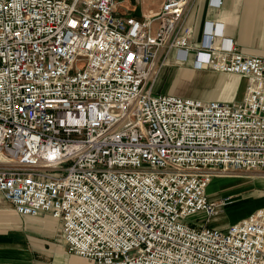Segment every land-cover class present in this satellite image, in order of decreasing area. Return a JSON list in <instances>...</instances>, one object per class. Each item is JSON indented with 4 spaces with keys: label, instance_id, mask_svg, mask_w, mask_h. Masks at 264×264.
Masks as SVG:
<instances>
[{
    "label": "built area",
    "instance_id": "1",
    "mask_svg": "<svg viewBox=\"0 0 264 264\" xmlns=\"http://www.w3.org/2000/svg\"><path fill=\"white\" fill-rule=\"evenodd\" d=\"M192 4L164 0L137 19L117 16L115 0H0V196L59 220L70 254L264 264V207L218 228L231 197L207 192L217 170L264 171V58L236 52L219 20L196 42ZM174 51L243 77L242 101L156 94ZM197 214L205 221L189 223Z\"/></svg>",
    "mask_w": 264,
    "mask_h": 264
},
{
    "label": "crops",
    "instance_id": "2",
    "mask_svg": "<svg viewBox=\"0 0 264 264\" xmlns=\"http://www.w3.org/2000/svg\"><path fill=\"white\" fill-rule=\"evenodd\" d=\"M163 1L159 0L156 7H149L148 0H115V13L121 18L144 19L156 15ZM217 20L224 23V37L233 44L236 52L264 58V0H222L219 8L210 5L209 0H193L185 22L194 30V39L198 42L204 23ZM220 45L221 41L218 40L216 46ZM164 58V52L161 51L159 62ZM193 58L194 53L190 52L188 61L180 64L172 52L165 59V66L169 69L179 66L174 75L176 78L180 73H190L192 76L195 73L202 74L200 72L203 70L194 67ZM166 68L160 72L163 70L164 73ZM221 80L224 82L225 77ZM228 81L233 88L237 79L231 77ZM173 90L174 87H167L161 94L178 95ZM234 93L233 89L230 95ZM179 96L192 97L183 93ZM207 97L212 96H203L201 99L210 100ZM235 97L236 94L232 99L230 96L229 99L222 96L217 100L237 102ZM60 234L59 220L49 214L37 217L20 215L0 196V264H95L87 258L68 253Z\"/></svg>",
    "mask_w": 264,
    "mask_h": 264
},
{
    "label": "rangeland",
    "instance_id": "3",
    "mask_svg": "<svg viewBox=\"0 0 264 264\" xmlns=\"http://www.w3.org/2000/svg\"><path fill=\"white\" fill-rule=\"evenodd\" d=\"M158 2L159 0H148V5L149 7H156ZM166 67L167 66L164 65L162 69L164 70ZM178 67L179 66L170 69L166 68L164 73L162 70L157 77L153 78L154 91L156 94L163 93L167 87H174L173 93L178 95H182L183 93L198 99L208 95L212 96L207 97L210 98V100L219 99L222 96L226 99H229L230 96L232 99L234 94H236L235 100L237 102L242 101L244 98L247 81L243 77L241 78V76L226 75L207 68L203 69V72H200L202 74L195 73V76H192L190 73H180L178 78H176L174 75ZM224 77L225 81L223 82L221 79ZM231 77L237 79L233 88L230 87V81H228V78ZM233 89L236 93L230 95ZM202 99L206 100L204 98ZM208 192L211 199H217L221 196L231 197L230 203L227 205L222 215L210 223L212 226L218 228H226L230 224L240 221L254 211L264 207V171L217 170L216 176L208 187ZM205 218L204 215L197 214L190 217L188 221L189 223L199 222L200 224L205 221Z\"/></svg>",
    "mask_w": 264,
    "mask_h": 264
},
{
    "label": "bare ground",
    "instance_id": "4",
    "mask_svg": "<svg viewBox=\"0 0 264 264\" xmlns=\"http://www.w3.org/2000/svg\"><path fill=\"white\" fill-rule=\"evenodd\" d=\"M218 45V44H217ZM211 187V186H210ZM208 189V188H207ZM210 189V188H209Z\"/></svg>",
    "mask_w": 264,
    "mask_h": 264
}]
</instances>
